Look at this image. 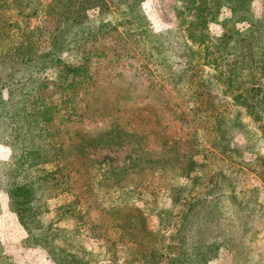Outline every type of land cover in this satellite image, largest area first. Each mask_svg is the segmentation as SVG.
Returning a JSON list of instances; mask_svg holds the SVG:
<instances>
[{
	"label": "rangeland",
	"instance_id": "rangeland-1",
	"mask_svg": "<svg viewBox=\"0 0 264 264\" xmlns=\"http://www.w3.org/2000/svg\"><path fill=\"white\" fill-rule=\"evenodd\" d=\"M0 264H264V0H0Z\"/></svg>",
	"mask_w": 264,
	"mask_h": 264
}]
</instances>
